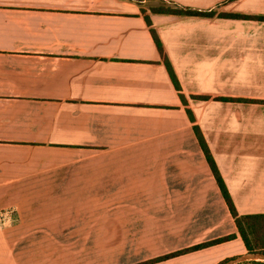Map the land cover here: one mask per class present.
<instances>
[{"label":"crops","instance_id":"crops-1","mask_svg":"<svg viewBox=\"0 0 264 264\" xmlns=\"http://www.w3.org/2000/svg\"><path fill=\"white\" fill-rule=\"evenodd\" d=\"M157 1L0 0V264L247 253L193 126L237 213L264 214V21L147 11L178 92L141 12ZM165 1L264 16V0Z\"/></svg>","mask_w":264,"mask_h":264},{"label":"trees","instance_id":"trees-1","mask_svg":"<svg viewBox=\"0 0 264 264\" xmlns=\"http://www.w3.org/2000/svg\"><path fill=\"white\" fill-rule=\"evenodd\" d=\"M136 2L140 3L141 0H135ZM147 11L150 13H156V14H171V15H178V16H186V17H207L211 18L217 15L218 18H232V19H244V20H256V21H264V16H250V15H238V14H225V13H216L215 10H199L194 9L190 7H184L180 6L176 3L165 1V0H158L156 4L153 5H147L145 7L141 8V12L144 16V20L146 22V25L149 27V32L151 34V37L153 39V42L158 50V53L161 57V60L169 74V77L175 87V89L179 92L180 87L178 84V81L176 80L175 74L172 70V67L166 57V54L164 52L163 46L159 40L158 35L156 34V31L151 26V21L149 19V16L147 14ZM179 98L181 102L186 106V114L188 115L189 120L193 123L194 118L191 114V111L187 108V101L186 99L179 94ZM210 97H192V99H200V100H206ZM214 100L219 101H235L234 99L229 98H213ZM250 103H256L255 101H249ZM193 130L195 133V136L198 140V143L200 145V148L206 158V161L210 167V170L216 180V183L218 185V188L220 189V192L222 194V197L224 198V201L228 207L229 213L231 217L234 220V224L237 230L238 235L240 236L244 247L246 249L247 253H260L264 254V214H252V215H239L231 201V198L227 192V189L222 181V178L220 177V174L214 164V161L210 155V152L207 148V145L202 137V134L200 133L197 126H193ZM235 235H229L226 237H222L216 240H212L209 242L202 243L198 246L183 250L174 252L171 254H168L166 256L157 258L154 261H159L162 259L174 257L177 255H180L182 253L202 249L205 247H208L210 245L218 244L230 239H233ZM228 261V260H226ZM224 261V262H226ZM152 262V261H150ZM222 262V263H224ZM221 263V264H222ZM237 264H264L262 261H245Z\"/></svg>","mask_w":264,"mask_h":264},{"label":"water","instance_id":"water-1","mask_svg":"<svg viewBox=\"0 0 264 264\" xmlns=\"http://www.w3.org/2000/svg\"><path fill=\"white\" fill-rule=\"evenodd\" d=\"M245 261H262L264 262V254L260 253H248L244 256L230 259L222 264H237Z\"/></svg>","mask_w":264,"mask_h":264},{"label":"rangeland","instance_id":"rangeland-1","mask_svg":"<svg viewBox=\"0 0 264 264\" xmlns=\"http://www.w3.org/2000/svg\"><path fill=\"white\" fill-rule=\"evenodd\" d=\"M246 254H248V253H246ZM246 254H245V255H246ZM243 256H244V255H243Z\"/></svg>","mask_w":264,"mask_h":264}]
</instances>
